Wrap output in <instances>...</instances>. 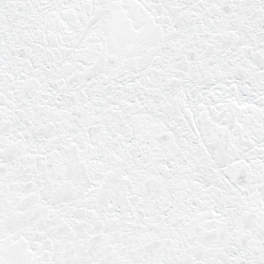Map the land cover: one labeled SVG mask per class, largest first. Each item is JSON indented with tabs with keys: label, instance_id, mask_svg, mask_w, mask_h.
<instances>
[{
	"label": "snow or ice",
	"instance_id": "6c2138e0",
	"mask_svg": "<svg viewBox=\"0 0 264 264\" xmlns=\"http://www.w3.org/2000/svg\"><path fill=\"white\" fill-rule=\"evenodd\" d=\"M0 264H264V0H0Z\"/></svg>",
	"mask_w": 264,
	"mask_h": 264
}]
</instances>
